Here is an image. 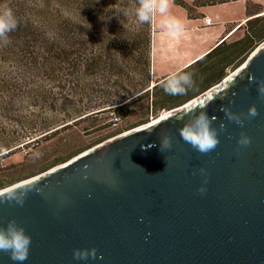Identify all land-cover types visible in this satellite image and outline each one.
Instances as JSON below:
<instances>
[{
  "label": "water",
  "instance_id": "95a60500",
  "mask_svg": "<svg viewBox=\"0 0 264 264\" xmlns=\"http://www.w3.org/2000/svg\"><path fill=\"white\" fill-rule=\"evenodd\" d=\"M255 80H264V43L184 106L6 188L26 192L23 206L0 202V226L14 219L31 236L23 264H264V100ZM252 104L259 114L242 128L220 111ZM193 107L225 125L208 154L177 132L175 116ZM240 132L251 143L237 154ZM163 133L172 148L161 152ZM89 248L96 258L73 259V249ZM0 264L18 262L0 252Z\"/></svg>",
  "mask_w": 264,
  "mask_h": 264
},
{
  "label": "trees",
  "instance_id": "16d2710c",
  "mask_svg": "<svg viewBox=\"0 0 264 264\" xmlns=\"http://www.w3.org/2000/svg\"><path fill=\"white\" fill-rule=\"evenodd\" d=\"M234 1L237 0H198L193 7H188L182 0L173 3L186 9L188 17H192L191 12L196 7ZM0 5L9 6L18 21L16 30L9 33L10 43H0V190L62 165L103 142L105 139L86 142L85 137L91 129L99 127L96 122L105 115L114 113L115 118L120 119L125 114L137 112L138 109L133 110L134 105L144 102L136 113L142 118L132 126L136 128L148 124L149 117L156 118L162 111L184 106L221 83L264 42V14L259 16L262 13L248 4L243 37L233 42L223 40L182 69L192 74L194 85L186 95L172 96L160 87L165 78L149 89L151 61L146 38L143 79L133 84L131 79L130 87L119 92L120 82L116 79L110 84L108 81L123 76L122 63L116 58L124 57L125 53L133 55L136 51L133 39L131 50H128V46L109 38L113 33L122 35V25L115 27L118 32L105 28L93 32L96 28L75 26L50 13L41 16L27 5V0H0ZM126 63L130 65L131 60ZM16 72L24 79L33 76L42 79L40 86L22 89L24 85L13 82L12 74ZM84 76L99 77L105 86L101 98L87 105L77 100L74 93ZM58 97L63 99L59 106L65 110L59 116V106L52 104ZM70 98L76 104L75 108L74 105L68 108ZM40 101L49 102L51 108L45 110L44 121L37 123L33 119L38 117L36 112ZM17 154H23L22 161L7 165L6 161ZM32 160L38 164L31 173H18Z\"/></svg>",
  "mask_w": 264,
  "mask_h": 264
},
{
  "label": "rangeland",
  "instance_id": "374dc122",
  "mask_svg": "<svg viewBox=\"0 0 264 264\" xmlns=\"http://www.w3.org/2000/svg\"><path fill=\"white\" fill-rule=\"evenodd\" d=\"M27 5L36 9L37 13L41 16H43L45 13H50L53 17H60L64 20H68L69 22L74 23L75 26H91V29L96 28L93 30V32L98 28H105L107 30H113L114 32H118L115 27L122 25L124 33L122 35L117 34L116 36L113 35L116 33H113L112 35H109V38L116 40L118 43L124 44L125 47L128 46V50H131L130 45H132L133 39L135 40L134 46L136 51L133 53V55H128V53H125L124 57L116 58V61L122 63L121 67L123 73L121 75L123 76L115 77L112 79L110 78L108 81L110 84H112V81H116L117 79V81L120 82V87L118 88V90L119 92H123V89L130 87L129 84L131 82V79L132 84L134 83V81L139 82L143 79L142 63L144 60L143 53L146 50L145 41L146 38H148V58L151 61L154 31L152 25L140 24L133 17L131 10L135 6V0H27ZM237 8L238 7L235 6V9H233L234 11H232V13H234ZM252 9L255 10L256 8ZM195 11L196 9L191 12V16L197 15ZM255 11L259 12L258 9H256ZM245 22L240 25L241 29H238L236 33L227 40V42H233L243 37L246 30ZM78 37L84 40V37ZM128 59L131 60L130 65L126 63V60ZM150 71L151 86V84H155L157 81L160 80H153L152 67H150ZM12 77L13 82H16L19 85H27L26 88L24 86L22 87V89L26 90H29L30 88L36 89L38 86H40V82L42 81V79L37 78L36 76H33V78L24 79V77L21 74H17V72L16 74H12ZM44 85L46 86V84ZM104 89L105 86L103 85V83H101L99 77L84 76V78H82V81L80 82L79 87L77 89H74V93H76L77 100L82 101L84 105H87L92 102H97L98 99L101 98V94L105 93ZM57 99L58 100L56 102L52 103L54 104V106H59L60 103L63 101L62 98L61 100L59 97ZM69 100L71 103L67 102L69 104L68 108H70V105H74L75 108L76 104L72 101L73 99L70 98ZM144 105V102H139L134 105L133 110L142 109ZM37 106L38 111L36 112V114L38 115V117L33 120L37 123H40L44 121L45 110L50 109L51 107L49 102L43 101H40L39 105ZM138 110L137 112L133 111L128 115L125 114L124 117H120V119H117V121L115 120L116 118L114 113L103 116V119H99L96 122V125L100 128L98 127L97 129H91L92 131L89 132L90 134L85 137L87 140L86 142H92L97 139H105L104 141H106L122 133L135 129L132 128V126L142 119L141 117H139L138 114H136L138 113ZM62 111H65L64 107H57V116L62 114ZM168 112L162 111L158 114L156 118L149 117L148 124L154 122L155 120H157ZM22 157L23 154H17L15 156H12L6 161V164L16 165L17 163H20L22 161ZM37 164L38 162L32 160L31 162H29V164L19 169L18 173H20L21 175H27L34 170L33 168Z\"/></svg>",
  "mask_w": 264,
  "mask_h": 264
},
{
  "label": "clouds",
  "instance_id": "9594fccd",
  "mask_svg": "<svg viewBox=\"0 0 264 264\" xmlns=\"http://www.w3.org/2000/svg\"><path fill=\"white\" fill-rule=\"evenodd\" d=\"M174 0H135V6L131 10L133 17L140 24H156L159 18V28L171 35L178 36L184 28L183 22L171 14V7ZM18 21L7 5H0V43L7 45L10 43L9 33L16 30ZM253 77H249L252 82ZM257 95L264 100V80H255ZM194 81L192 74L187 71H172L161 82L160 87L163 91L172 96L186 95L193 87ZM223 97H221L222 99ZM220 111L224 113L226 119L234 122L241 128L245 120L256 117L259 113L255 104L249 105L247 112L233 113L228 107L221 106ZM185 116L188 118L185 119ZM179 121H183L182 126L177 129L181 139L192 149L201 153L208 154L216 149L219 141V134L225 130L223 123L219 127H213L215 116L209 117L204 108L197 110L195 107L187 109L182 114L175 116ZM237 154L241 148L247 147L251 143V138L244 132H240L237 141ZM172 148V137L168 133L160 136V151ZM201 172L204 170L201 169ZM206 183V181H205ZM200 194L205 192L203 185L197 189ZM26 192H17L13 189L0 190V202L15 203L23 206ZM31 236L14 219L9 220L6 225L0 226V252L7 253L13 262L23 264L28 259L31 247ZM73 259L88 260L97 257L95 248L73 249Z\"/></svg>",
  "mask_w": 264,
  "mask_h": 264
},
{
  "label": "crops",
  "instance_id": "0c3cea01",
  "mask_svg": "<svg viewBox=\"0 0 264 264\" xmlns=\"http://www.w3.org/2000/svg\"><path fill=\"white\" fill-rule=\"evenodd\" d=\"M188 7H193L198 0H182ZM250 5L264 14V0H237L222 5L196 7L197 15L188 17L186 9L173 3L171 14L183 22V31L171 35L152 25L154 31L151 67L153 80H161L172 71H180L206 55L223 40L231 38L240 25L247 20L246 7ZM235 6L238 7L234 11ZM204 18L211 21L205 25Z\"/></svg>",
  "mask_w": 264,
  "mask_h": 264
},
{
  "label": "built area",
  "instance_id": "2783aa9c",
  "mask_svg": "<svg viewBox=\"0 0 264 264\" xmlns=\"http://www.w3.org/2000/svg\"><path fill=\"white\" fill-rule=\"evenodd\" d=\"M203 22H204L205 25H211V21L208 18H204ZM115 120L117 121V119H115Z\"/></svg>",
  "mask_w": 264,
  "mask_h": 264
}]
</instances>
